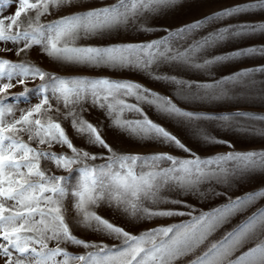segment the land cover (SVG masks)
Masks as SVG:
<instances>
[{
    "label": "snow or ice",
    "instance_id": "obj_1",
    "mask_svg": "<svg viewBox=\"0 0 264 264\" xmlns=\"http://www.w3.org/2000/svg\"><path fill=\"white\" fill-rule=\"evenodd\" d=\"M218 2L0 0V264H264V0Z\"/></svg>",
    "mask_w": 264,
    "mask_h": 264
},
{
    "label": "rangeland",
    "instance_id": "obj_2",
    "mask_svg": "<svg viewBox=\"0 0 264 264\" xmlns=\"http://www.w3.org/2000/svg\"><path fill=\"white\" fill-rule=\"evenodd\" d=\"M222 3V0H220V2L216 3L214 6L215 7H220ZM12 11H14V9H9L5 15L10 14ZM202 13H196L195 16H199ZM194 16H182L180 19L183 20L184 22H188L191 19H193ZM251 43V42H248ZM224 51H229L232 50V46H226L224 49ZM7 57L10 59H19L15 56H13L12 54H7ZM28 59H30L31 61H33L34 63L38 64L40 67L44 68L47 71H53V72H57L61 75H68V74H73V73H68L65 72V70L50 62L46 57H44L43 55L38 53V50H33L29 53ZM261 61H249L245 64H240V65H229L224 67L223 71L221 74H227L229 71H233V70H238L239 67H244V66H252L254 63H260ZM86 75H111V73L108 72H88V73H83ZM121 78H127V79H133V80H138L141 83H145L148 84V86L150 87H155V90L160 91L164 94H170L168 91L165 90V88L163 86H157L154 83H149L146 79L141 78L139 75H132V74H128L125 75ZM31 86V85H30ZM22 89L17 87L15 89H12L13 92H19ZM149 115L151 116L152 119L156 120L159 123H162L165 127H167L170 131H173L174 133L178 134V135H182V132L179 130V126L176 125L174 122L168 121L162 117L159 116V114L155 113L153 110H149ZM87 119H89L90 121H92L93 123H96L98 121H102L104 120V116L101 112L99 111H95L93 110L90 114L87 115L86 117ZM105 123H107V121H105ZM69 131H71L69 129ZM107 131V136L109 139V142H114L118 145H121L126 151L129 152H147V151H169L170 149L165 148V147H151V148H144L142 146H140L139 144H137L135 141L131 140L130 138H128L125 135H117L115 132H112L110 130H106ZM76 143L78 145H82V141L77 139ZM255 145H249L248 143L244 142L242 138H237V148L240 150H244L246 148L249 147H254ZM56 151H59V149H54ZM228 149L225 147H215L211 150V152H224L227 151ZM177 155H179L180 153H175ZM200 154L202 155H207V154H211V153H204L201 152ZM252 190V186H248V187H242L238 192L234 193V195H240L243 194L246 191H250ZM222 201H213L211 204H203L200 205L201 207H204L205 209L215 206L216 203H220ZM102 214L106 217H109L111 219H114L116 222L118 223H123V221L121 220V218H119L118 216H115L112 212H110L109 210L105 209L102 211ZM73 227H74V231L77 235L81 236V238L84 239H89V240H100V239H104L96 234H92L89 232H86L84 230H82L81 228H79L76 224L75 221L73 220ZM177 221L172 220V219H167V220H160L157 221V223H163V224H170V223H175ZM148 227L151 226H155L152 224L147 225ZM142 229H132V231L134 233H138L139 231H141ZM105 243H113V241L111 240H107L105 239ZM69 251L73 252V253H79L81 251H83L82 249L76 248V247H70Z\"/></svg>",
    "mask_w": 264,
    "mask_h": 264
}]
</instances>
